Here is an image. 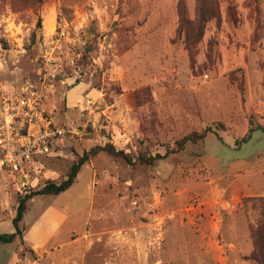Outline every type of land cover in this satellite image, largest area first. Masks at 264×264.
<instances>
[{"label": "rangeland", "instance_id": "rangeland-1", "mask_svg": "<svg viewBox=\"0 0 264 264\" xmlns=\"http://www.w3.org/2000/svg\"><path fill=\"white\" fill-rule=\"evenodd\" d=\"M74 83L84 90L67 104ZM25 84L65 134L39 182L0 169V234L18 194L60 182L96 146L164 155L212 132L152 165L91 157L71 192L27 203L25 225L50 206L68 218L59 247L36 255L15 240L23 264H253L241 205L264 198V0H0V93Z\"/></svg>", "mask_w": 264, "mask_h": 264}, {"label": "built area", "instance_id": "built-area-1", "mask_svg": "<svg viewBox=\"0 0 264 264\" xmlns=\"http://www.w3.org/2000/svg\"><path fill=\"white\" fill-rule=\"evenodd\" d=\"M84 103V107H83ZM92 104L82 100L83 110ZM65 134L47 113L44 97L31 84L15 92L0 93V169L20 176L27 183L30 171L36 172L32 182L41 180L40 159L51 152L54 143Z\"/></svg>", "mask_w": 264, "mask_h": 264}, {"label": "trees", "instance_id": "trees-1", "mask_svg": "<svg viewBox=\"0 0 264 264\" xmlns=\"http://www.w3.org/2000/svg\"><path fill=\"white\" fill-rule=\"evenodd\" d=\"M182 15H179L180 23L179 29L184 24H187ZM204 20L198 19V24H202ZM77 82V81H76ZM75 83L71 85L68 90L75 87ZM67 102V95H66ZM212 132L209 127H206L201 133H191L184 136L176 142V148L167 151L164 155L156 154L149 155L147 153H140L137 157L124 151L116 150L113 145L105 144L103 146H96L92 148L88 153H84L78 157L75 163H73L68 174L60 182L53 180H47L40 188L30 189L24 194H18L16 198L15 215L11 219L13 226V232L10 234H0V245L12 244L17 238H21L22 230L20 228V222L25 215L28 205L27 203L39 196H58L67 191L73 184L77 177V174L81 170L82 166L87 164L91 157H95L98 153H105L108 156L120 159L128 165L140 164V165H152L156 160H161L168 156L169 153H176L183 150L184 146L189 143H196L205 138L206 134ZM251 130L248 134L241 139V141H247L251 135ZM242 210L249 223L250 238L252 241V252L247 260L253 264H264V198H246L242 201Z\"/></svg>", "mask_w": 264, "mask_h": 264}, {"label": "crops", "instance_id": "crops-1", "mask_svg": "<svg viewBox=\"0 0 264 264\" xmlns=\"http://www.w3.org/2000/svg\"><path fill=\"white\" fill-rule=\"evenodd\" d=\"M77 89H79L80 93L82 90H84L83 87L78 85V86L71 88L70 90H68L66 92L67 96H70V94H72V98L70 99V101L73 102V104L76 101V94L73 95V92L76 91ZM67 104H69L68 101H67ZM80 173L78 174L75 183L67 191L60 194L61 196L66 195L73 190V188L78 183ZM33 199H31L30 201H32ZM29 202H28V204H29ZM60 206H61V208H58V207L56 208V207H51V206L47 207V208H43V210H41V212H39V216H38L37 220H35L32 223H29L28 225H25L22 222H20V228L22 230L20 241H22L21 242L22 245L25 248H27L29 251H31V253L36 254V255L41 254V253H44V251H46L49 248H56V247H59L62 245L63 242H58L56 240V237L58 236L60 228L67 221L68 217H67L66 212L68 209L66 207H63L62 205H60ZM47 214H48V216H47ZM46 216L48 217V221L53 222V224L51 225L50 228H48L46 230L39 229L40 222ZM12 244H13V246L10 248V253H9L6 261H4L3 264H23V263H25L27 261V259L23 258V259H25L24 261L21 260V258L19 259L17 256V252L15 251V247H14L15 245H14V243H12ZM12 244H4V245H10L11 246ZM233 248H235L234 245H233Z\"/></svg>", "mask_w": 264, "mask_h": 264}, {"label": "bare ground", "instance_id": "bare-ground-1", "mask_svg": "<svg viewBox=\"0 0 264 264\" xmlns=\"http://www.w3.org/2000/svg\"><path fill=\"white\" fill-rule=\"evenodd\" d=\"M47 25L50 26L52 28V19H50L49 17L47 18Z\"/></svg>", "mask_w": 264, "mask_h": 264}]
</instances>
